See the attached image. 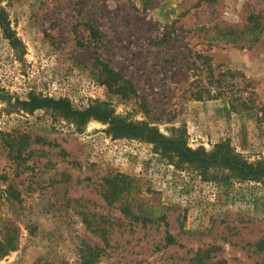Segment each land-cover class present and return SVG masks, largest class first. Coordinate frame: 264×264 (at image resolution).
Listing matches in <instances>:
<instances>
[{
	"label": "rangeland",
	"instance_id": "rangeland-1",
	"mask_svg": "<svg viewBox=\"0 0 264 264\" xmlns=\"http://www.w3.org/2000/svg\"><path fill=\"white\" fill-rule=\"evenodd\" d=\"M32 91L264 162V0H0V264H264V183L207 180L107 122L26 109Z\"/></svg>",
	"mask_w": 264,
	"mask_h": 264
},
{
	"label": "trees",
	"instance_id": "trees-1",
	"mask_svg": "<svg viewBox=\"0 0 264 264\" xmlns=\"http://www.w3.org/2000/svg\"><path fill=\"white\" fill-rule=\"evenodd\" d=\"M255 15L249 16L250 30H256L260 22L255 19ZM95 31V30H94ZM97 32V31H96ZM103 63L102 72L105 73V81L109 88L125 97L135 93L130 80L124 79L119 71L112 68L108 63ZM24 108L36 110L43 107H54L62 111L66 116L72 117L74 122L80 127L91 119H99L109 123V130L118 136H128L133 138L146 139L156 145L162 156L182 169L197 170L204 179L207 180H254L264 183V162L251 161L246 156L236 151L226 142L216 144L211 150L201 146L193 148L189 145L183 131L174 132L167 135L156 125L148 121L133 122L117 116L106 104L91 105L80 110L75 109L67 99H55L53 97L38 94L32 91L28 94V99L17 100ZM26 136V135H23ZM26 144V143H25ZM24 144L18 148V155L22 156ZM124 175H117L109 180L113 197H117L125 190ZM169 239H171L169 237ZM260 249L264 248V241L259 242ZM17 243H14V249ZM7 252H0V258Z\"/></svg>",
	"mask_w": 264,
	"mask_h": 264
}]
</instances>
